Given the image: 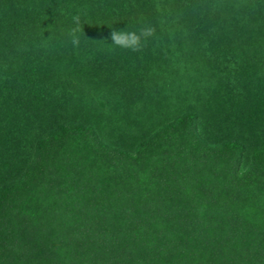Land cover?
Returning <instances> with one entry per match:
<instances>
[{
  "label": "trees",
  "instance_id": "trees-1",
  "mask_svg": "<svg viewBox=\"0 0 264 264\" xmlns=\"http://www.w3.org/2000/svg\"><path fill=\"white\" fill-rule=\"evenodd\" d=\"M0 264H264V0H0Z\"/></svg>",
  "mask_w": 264,
  "mask_h": 264
},
{
  "label": "clouds",
  "instance_id": "clouds-1",
  "mask_svg": "<svg viewBox=\"0 0 264 264\" xmlns=\"http://www.w3.org/2000/svg\"><path fill=\"white\" fill-rule=\"evenodd\" d=\"M74 26L67 29L66 35L68 37L67 43L71 44L74 48H79L81 44V34L85 35L84 27L81 25V17L79 14L72 17ZM140 27L138 30L129 31H115L111 33L112 46H108L110 51L116 48L130 50L132 52H141L147 46L150 38L156 34L155 26L144 23L142 20L138 21ZM46 39V41H51Z\"/></svg>",
  "mask_w": 264,
  "mask_h": 264
},
{
  "label": "rangeland",
  "instance_id": "rangeland-1",
  "mask_svg": "<svg viewBox=\"0 0 264 264\" xmlns=\"http://www.w3.org/2000/svg\"><path fill=\"white\" fill-rule=\"evenodd\" d=\"M27 145H28V154H29V151H31L32 145L30 143H27Z\"/></svg>",
  "mask_w": 264,
  "mask_h": 264
}]
</instances>
